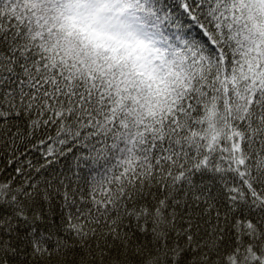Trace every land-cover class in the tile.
Listing matches in <instances>:
<instances>
[{
	"label": "trees",
	"instance_id": "1",
	"mask_svg": "<svg viewBox=\"0 0 264 264\" xmlns=\"http://www.w3.org/2000/svg\"><path fill=\"white\" fill-rule=\"evenodd\" d=\"M94 1L0 0V264H264V0Z\"/></svg>",
	"mask_w": 264,
	"mask_h": 264
},
{
	"label": "rangeland",
	"instance_id": "2",
	"mask_svg": "<svg viewBox=\"0 0 264 264\" xmlns=\"http://www.w3.org/2000/svg\"><path fill=\"white\" fill-rule=\"evenodd\" d=\"M114 4L95 0L86 11L73 17V21L87 30L97 42L107 46L124 47L140 54L144 46L115 14Z\"/></svg>",
	"mask_w": 264,
	"mask_h": 264
}]
</instances>
